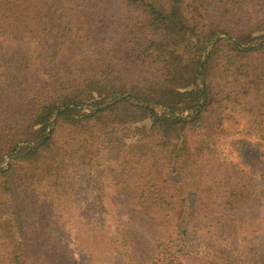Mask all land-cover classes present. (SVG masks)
Wrapping results in <instances>:
<instances>
[{
	"label": "trees",
	"instance_id": "trees-1",
	"mask_svg": "<svg viewBox=\"0 0 264 264\" xmlns=\"http://www.w3.org/2000/svg\"><path fill=\"white\" fill-rule=\"evenodd\" d=\"M115 1L0 0V264H264V0Z\"/></svg>",
	"mask_w": 264,
	"mask_h": 264
},
{
	"label": "rangeland",
	"instance_id": "rangeland-1",
	"mask_svg": "<svg viewBox=\"0 0 264 264\" xmlns=\"http://www.w3.org/2000/svg\"><path fill=\"white\" fill-rule=\"evenodd\" d=\"M106 6L111 8L113 12L120 11L121 7L115 0H107ZM56 8L51 5L48 11V20H47V32H46V39L47 45H51L54 38L56 37L59 28H62L60 23L58 22V18L56 15ZM120 37L119 33L116 34V38Z\"/></svg>",
	"mask_w": 264,
	"mask_h": 264
}]
</instances>
